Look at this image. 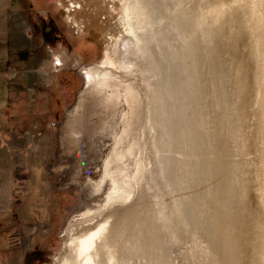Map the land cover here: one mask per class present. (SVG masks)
<instances>
[{"label": "bare ground", "instance_id": "6f19581e", "mask_svg": "<svg viewBox=\"0 0 264 264\" xmlns=\"http://www.w3.org/2000/svg\"><path fill=\"white\" fill-rule=\"evenodd\" d=\"M74 2L75 10L107 2L120 16L113 27L122 31L108 33L115 41L106 43L102 61L82 68L100 105L117 116V128L99 181L90 183L96 194L108 188L105 203L71 220L64 231L68 250L57 264H175L168 249L190 236L185 258L192 263L264 264V0ZM84 23L74 22L81 30ZM242 42L259 92L252 122L242 100L249 89L244 66L238 67ZM201 91L214 118L209 138L217 162L209 161V177L205 165L198 169L205 164L206 140ZM251 124L257 127L254 141ZM254 154L261 169L254 211L262 218L259 226L249 218Z\"/></svg>", "mask_w": 264, "mask_h": 264}, {"label": "rangeland", "instance_id": "374dc122", "mask_svg": "<svg viewBox=\"0 0 264 264\" xmlns=\"http://www.w3.org/2000/svg\"><path fill=\"white\" fill-rule=\"evenodd\" d=\"M73 2L79 0H0V54L6 61V72L15 70L13 73L17 74L9 80V89H22L24 96L20 98L21 103L24 102L18 115L20 123H16L13 112L9 116L14 140L10 158L12 169L7 176L10 192H13L15 215L10 220H0V264H57L68 250L69 239L64 236V231L71 220L87 209L96 211L107 196V187L96 194L90 183L99 181L101 163L109 152L117 128V116L100 105L97 96L86 85L82 68L102 61L106 46L115 41L108 33L114 29L122 31L121 27H113L118 25L120 16L118 12H110L111 5L107 2V5H94L85 10H75ZM103 7L107 9L103 10ZM74 22H85L82 30ZM123 34L125 32L119 34V40ZM240 45L244 57L238 67L239 64L244 66L249 84L242 100L247 108L246 117L252 122L259 92L253 82L254 66L251 69V60L248 54L245 55L247 46L243 42ZM14 83L17 86L12 85ZM237 86L242 95L239 82ZM200 100L206 140L203 144L205 161L202 160L205 164L198 165V169L202 166L203 171L205 165L209 177L210 165L217 158L209 138V126L214 118L210 117L202 91ZM16 126L20 130L14 133ZM255 128L251 124L253 141L258 136ZM219 132L223 135L221 144L225 141L220 144L225 155L228 139L222 118ZM242 132L241 139L244 144L248 143L243 128ZM256 159L255 154L252 159L249 156L253 161L250 184L254 194L249 218L250 223L258 221L259 226L262 218L259 214L254 216L256 208L258 212L259 199L256 197L259 198L257 186L261 179ZM249 160L247 157V162ZM212 193L214 191L211 196ZM209 205L214 211L213 198ZM261 234L256 238L258 245L263 238ZM192 237L177 244L175 250L168 249L177 256L175 264H181L183 257L182 264H195L185 258V247ZM248 240L250 255L254 242L252 232ZM200 257L197 254L195 259ZM246 257L243 255L244 260ZM203 264L208 263L204 261Z\"/></svg>", "mask_w": 264, "mask_h": 264}, {"label": "crops", "instance_id": "0c3cea01", "mask_svg": "<svg viewBox=\"0 0 264 264\" xmlns=\"http://www.w3.org/2000/svg\"><path fill=\"white\" fill-rule=\"evenodd\" d=\"M5 62L3 54H0V220H10L11 216L15 215L13 192H10V181L7 176L12 169L10 158L14 140L11 136L9 116L13 112L17 118L16 123H20L18 115L20 116L24 107V102L20 101V98L24 97L23 90L9 89V80L17 74L14 75L15 70L12 72L8 70L7 73ZM12 85L17 86L15 83ZM15 130L14 133L19 132L20 127L18 126ZM17 141L20 143V139Z\"/></svg>", "mask_w": 264, "mask_h": 264}, {"label": "snow or ice", "instance_id": "6c2138e0", "mask_svg": "<svg viewBox=\"0 0 264 264\" xmlns=\"http://www.w3.org/2000/svg\"><path fill=\"white\" fill-rule=\"evenodd\" d=\"M57 63H59V61H57Z\"/></svg>", "mask_w": 264, "mask_h": 264}]
</instances>
